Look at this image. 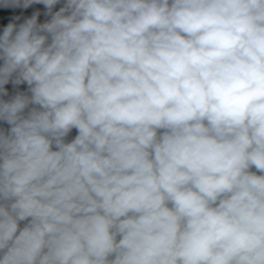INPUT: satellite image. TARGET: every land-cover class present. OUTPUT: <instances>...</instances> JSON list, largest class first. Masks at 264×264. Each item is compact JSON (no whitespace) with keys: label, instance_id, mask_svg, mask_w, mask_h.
I'll return each mask as SVG.
<instances>
[{"label":"clouds","instance_id":"1","mask_svg":"<svg viewBox=\"0 0 264 264\" xmlns=\"http://www.w3.org/2000/svg\"><path fill=\"white\" fill-rule=\"evenodd\" d=\"M60 3L0 0L50 16L0 34V264H264V0Z\"/></svg>","mask_w":264,"mask_h":264},{"label":"crops","instance_id":"2","mask_svg":"<svg viewBox=\"0 0 264 264\" xmlns=\"http://www.w3.org/2000/svg\"><path fill=\"white\" fill-rule=\"evenodd\" d=\"M63 0H61L60 4H57L53 11L59 10V8L62 6ZM47 9L42 4H33L30 5L28 8H4L0 7V34H2L3 28L10 22H15L17 24L22 23L25 19L30 18L34 13H39L38 16V22L43 23L46 20L50 19V16H46L45 12ZM19 16L20 20H14L15 17ZM2 63V61H0ZM76 134V131L73 130L72 133L69 136V139L74 137Z\"/></svg>","mask_w":264,"mask_h":264},{"label":"built area","instance_id":"3","mask_svg":"<svg viewBox=\"0 0 264 264\" xmlns=\"http://www.w3.org/2000/svg\"><path fill=\"white\" fill-rule=\"evenodd\" d=\"M5 87L8 90L9 95L7 97H2V98L3 99H8V98H10L12 95H14L18 91H25L26 88H27V85L26 84H21L19 86L13 87V85L11 83H9ZM0 125H2L3 127H7V125H3V124H0Z\"/></svg>","mask_w":264,"mask_h":264},{"label":"trees","instance_id":"4","mask_svg":"<svg viewBox=\"0 0 264 264\" xmlns=\"http://www.w3.org/2000/svg\"><path fill=\"white\" fill-rule=\"evenodd\" d=\"M0 126H2V125H0ZM23 223V222H22Z\"/></svg>","mask_w":264,"mask_h":264}]
</instances>
